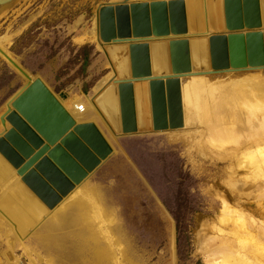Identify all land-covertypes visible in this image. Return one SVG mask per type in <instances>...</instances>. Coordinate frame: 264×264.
Instances as JSON below:
<instances>
[{"label":"rangeland","instance_id":"1","mask_svg":"<svg viewBox=\"0 0 264 264\" xmlns=\"http://www.w3.org/2000/svg\"><path fill=\"white\" fill-rule=\"evenodd\" d=\"M128 1L130 6L171 0H16L0 18V50L25 71L31 81L41 79L58 97L68 92L69 99L61 102L78 126H96L113 150L107 160L71 191L75 193L77 188L84 191L81 197L84 204L87 202L85 211L71 206L56 217L53 213H45L42 218L36 216L34 219V215L23 207L25 218L21 221L18 218L20 212L12 214L1 199L14 185L10 182L8 187L1 186L12 175L10 169L16 171V179L21 176L10 161L13 156L9 160L0 152V264H14L16 260L22 264H99L101 254L96 250L102 239L106 249L104 264H208L207 252L218 245L216 238L221 234L220 230L230 226L231 212L237 209L235 204L238 203L237 206H241L238 209L243 208L245 213L262 219L260 198L246 203L234 193V207L231 204L227 207L231 212L222 211L220 192L231 191V183L242 181L244 168L231 160L232 155L228 152L233 143L221 140L222 134L210 136L202 124L211 116L208 107L222 103L221 99H211L213 95L210 94L213 85L223 79L221 76L215 75L213 80L209 76L195 77L196 81L193 77L194 80L183 79L182 84L189 83L197 91V102L193 100L191 111L197 123L192 126H189L192 121L186 117L185 128L178 130L139 134L124 129L120 134L107 116L99 112L94 99L98 95L102 97L111 88L117 89L118 85L110 82L101 94L95 90L97 85L105 78L124 79L99 43L103 42L99 32L100 12L107 5L116 9ZM226 33L212 31L207 40H226V35H222ZM170 40L189 41L187 37ZM217 50L219 54H214L213 66L210 61V67L203 69L205 72L231 69L225 45ZM189 71L190 65L185 73ZM197 72L202 71L193 69V73ZM243 77L234 76L237 80ZM31 81L0 53V141L7 140L25 161L43 144V139L13 108L14 101ZM238 98L230 100L237 114L244 104ZM123 100L126 105L130 98ZM216 101L220 103L216 104ZM192 103H189V109ZM245 105L246 109L254 110L252 102ZM81 106L83 111H80ZM124 111V119L130 122L132 129V113L136 117L135 101L129 108L125 106ZM252 114L250 124L256 121V114ZM235 116L228 120L239 127V115ZM237 156L235 161L241 160L243 153L238 152ZM35 170L38 171L35 167L28 175H33ZM236 171L241 176H236ZM48 180L43 178L60 196L57 187ZM71 192L66 197L61 195V201L70 197ZM61 201L52 208L43 205L50 211ZM10 239L15 240L13 248L9 246Z\"/></svg>","mask_w":264,"mask_h":264},{"label":"water","instance_id":"2","mask_svg":"<svg viewBox=\"0 0 264 264\" xmlns=\"http://www.w3.org/2000/svg\"><path fill=\"white\" fill-rule=\"evenodd\" d=\"M13 1L0 0V5ZM128 3L129 1L116 9L107 5L100 12L99 32L103 42L127 45L106 50L108 58L118 66L119 72H122L120 76L124 79L115 82L117 89L111 88L101 97L103 100L108 97V101L109 97H113L116 116L111 117L105 111L102 112L120 134L124 133V129L128 132L137 131L139 134L181 129L184 123L180 79L194 75L193 69L202 71L197 75L206 74L203 69L210 67V61L213 66V61L210 59L208 64L194 68L190 40L188 43L167 40L150 42L153 37L152 18L158 21L157 27H154L155 32L165 38L172 35L187 36L189 33L204 35L209 28L207 2L171 0L130 6ZM222 4L219 7L221 29L214 32L226 31L222 35H226L227 39H205L208 52L214 57V54H219L217 47L225 45L231 68L243 70L248 67H264V0H223ZM154 6L159 7L156 17L155 12L151 13ZM133 37L142 39V42L133 43ZM175 47L183 50V66L177 65L175 61ZM189 65L190 71L185 73ZM226 66L227 63L224 67ZM26 77L30 80L29 76ZM125 89L126 92L132 90L126 105V100H123L125 97H121V92H125ZM69 97L68 92H63L58 97L41 79L31 81L14 101L13 108L43 139L42 146L25 161L16 154L7 140L0 141V152L9 160L13 156L10 161L15 165L18 175L24 177L27 186L33 188L51 208L62 200V196L66 197L76 185L81 184L113 152L96 126H78L61 102ZM132 101H135L136 117L132 113L133 127L130 129L123 126L122 110L124 111L125 106H132ZM63 152L66 155H62ZM35 167L39 172L35 170L32 173L34 176H29V172ZM57 168L58 174L55 172ZM45 177L49 182L56 181L54 183L60 196L55 195L54 190L43 181Z\"/></svg>","mask_w":264,"mask_h":264},{"label":"bare ground","instance_id":"3","mask_svg":"<svg viewBox=\"0 0 264 264\" xmlns=\"http://www.w3.org/2000/svg\"><path fill=\"white\" fill-rule=\"evenodd\" d=\"M205 1L207 2L206 3L207 20H208V24H209L208 32L206 34L200 35V36L198 34H193V33H189L187 36L172 35V36L166 37L164 40V39H162L163 37L161 35H159L158 30H157L158 33L155 32L156 28H154V27H157L158 21H156V19L153 17L152 18V20H153V25H152L153 37L149 41L156 43L158 41H166V40L171 41L170 39H172V38L177 40V39H182V37H187L191 42V55H192V62H193L194 68H199V67H202V66L208 64L209 60L213 59V54L212 53L210 54V52H208L207 42L205 39H207L209 37V35L212 31L213 32L219 31L221 29V17H220V13H219L221 11V9L219 7L223 5L222 4L223 0H205ZM14 2H16V0H14L13 2H11L9 4L0 5V18L6 14V10H7L8 6L10 8V5ZM157 12H159V7L154 6L151 8V13H154L155 17H156ZM159 27H161V24L159 25ZM86 40H88V39L86 38ZM132 40H133V43L142 42L141 41L142 39L137 38V37H133ZM99 43L103 46L105 51L107 50V48H114V47L115 48H122L124 45L127 46L126 44L123 45V44H119V43H111V44H108L105 42L104 43L99 42ZM0 46H2V45L0 44ZM115 50H118V49H115ZM0 53L7 59V61L16 70H18L23 76H25V78L27 80H29L26 77L29 75L27 73H25V71H23L15 62H13L6 54H4V52L2 50H0ZM173 53H174L173 56L176 59L175 61L177 62V65L183 66L182 62L184 61V53H183V50L181 49V47H175V52H173ZM119 58H121V56ZM250 72H253V74H251ZM197 74H198V72L194 73V75L181 78L180 79L181 83L183 82V79H186V78L191 79L192 77L195 79V77L205 76V78H207V76H209V77H212V80H213V78H215L213 76L217 75V76H221L223 78V79H219L215 83V85H213L212 88L210 86V88H211L210 94L212 93L211 95H213V97L211 99H213V100H220L221 99L222 103L219 104L218 106H216L214 104V105H211V107H208L211 109V113H210L211 116H208V118L205 121H203L202 124L206 127L210 136H212V133L222 134V137L219 136L221 140L225 141V143H228V142L233 143L232 148H230L231 150L228 152L229 155H232L231 160L233 163L237 162L238 164H241L240 168L241 167L244 168V169L241 168L242 174H243V178H242L243 180L242 181H240V179H239V181L237 180L238 182L231 183L230 188L232 190L231 191L229 190L230 192L229 191L226 192L224 190L225 191V193H224V191L221 190L223 193L220 192V194H221L220 197H221V201L223 202V205H224V206L222 205V207H224L223 208L224 210H222V211L225 212V210L227 209L229 204L233 205V207H234V204H235L233 202L234 198H235L234 193L236 195H239V197H238L239 200H244L246 203L251 202L250 200L254 201V200L259 199V198L262 199V202L259 203L260 204L259 206H261V212H262V219H260V220L256 219V217L252 214L245 213L243 211V208L238 209V208H241V206L240 207L237 206L238 203L235 204V207H237L236 211L231 212L229 209H227V211H226L227 213H228V211H229V213L230 212L232 213V215L230 214L231 218H232V222L231 221L229 222L230 226L226 225L227 219H226V222H221L222 224L225 223L226 227L220 230L221 234L219 236H217L218 238H216V241H218V245H215L212 249H210L207 252L208 253V256H207L208 264H221V263L227 264V262L229 264H264V67H258V68L248 67L247 69H243V70L231 68V69H226V70L217 71V72L216 71H208L206 74H202V75H200V74L197 75ZM236 74H238V76H244V77L242 79L237 80L234 78V76ZM173 76H175V75H173ZM202 77L200 79H202ZM29 78H30V76H29ZM30 80H31V78H30ZM121 80L122 79H120V78L119 79L112 78L110 80L105 78L100 84L97 85L95 90L98 94H101V92H102L101 90L107 84H109L110 82L111 83L120 82ZM205 80H209V79H205ZM195 81H196V79H195ZM205 84H206V82H205ZM211 85H212V83H211ZM122 86L123 85H121V88H122ZM193 87L194 86L189 85V83H185V85H184V83L182 84L183 123H184L183 128H185L186 117H188L189 120L192 121L189 126H192L194 123H197V121H195L196 120L195 115L193 113H191L192 108L194 107V105H193L194 101L193 100H195V95H197V93H196L197 91L195 92ZM131 92H132V90H131ZM131 92L130 91L126 92V89H125V92H123V91L121 92V97L129 98V97H131V95H130ZM237 97H239L237 99L238 101L241 100L240 102L244 103L243 108H241V109L239 108L240 109L239 114H237V112L235 111L234 104H231L232 102L230 101L233 98H237ZM112 98H113L112 96L109 97V99H110L109 101H108V97H107V99L103 100V98L99 97V95H98V97H96L94 99V101H95V105L98 108L100 113L103 110V111H105V113L107 115L109 114L111 117H115L116 116V109L114 107V102H113ZM196 98H197V96H196ZM101 101H102V103H101ZM191 102H193V103H192V105L190 104V109H189V103H191ZM195 102H197V100H195ZM211 102H212V100H211ZM217 102L220 103L219 101H216V104H217ZM240 102H237V103H240ZM251 102L253 103V108L255 110V111L253 110L254 112L251 111L252 109H248V108L246 109L245 104L251 103ZM198 103H199V101H198ZM222 105H225L226 107L224 108ZM237 106L238 105H236V107ZM104 108H105V110H104ZM189 110H190V114H189ZM247 110H250V111L247 112ZM80 111H83L82 106L80 107ZM122 112H123V116L126 117L125 111L122 110ZM251 112L256 114V117L254 116L256 118V121L253 120V117H252V120L255 122L253 124L248 123V122H250L249 117L251 115ZM235 114H237L236 116L239 115L238 116L239 120L237 119L238 123L239 122L241 123V124L239 123L240 124L239 127H236L235 123L231 124L230 120H228L229 117L234 118ZM254 114H252V115H254ZM124 117H123V126L125 128L130 127V122L129 121L127 122V120H125ZM184 130H182V131H184ZM217 139H219V138H217ZM220 139H219V141H220ZM237 139H240L239 141L241 143L237 142ZM216 144H218V142ZM222 147H225V146H222ZM211 149H213V148H211ZM238 152L243 153V157L241 158V156H240L241 160L235 161L234 159L237 160L239 158V156H237ZM218 153H220V152H218ZM251 157H252V159H251ZM10 171L12 172V175H9L8 179L6 181L4 180V182L1 183V186H2V188L8 187L10 182H11V184H14L16 186L10 185L12 188L11 191L8 188H6L10 192L2 195L1 199H2V203L8 207V209L11 211L12 214L14 212H17V211L20 212V214L18 215V218L20 219V221L24 220V218H25L23 216V213H22L23 207H25L27 210H29L34 215V219L36 218V216L38 219L40 217L42 218L43 217L42 215H44L45 213H47V214L53 213V216L56 217L58 215V213H60L62 210L64 211V209H67V208L69 209L71 206H77L81 210H84V211L86 210L87 205H85V204L87 202L84 204V200L81 197L82 193H84V191L81 192V191H79V188H77L75 193L71 192V196L64 199L63 201H61V203L57 206V208L49 211L44 206L46 204L43 202V200H41V197L33 191V188L26 185L29 188L28 189L24 185V184H26L24 182L25 179L23 177H21L22 181L19 178L16 179V175H15L16 171L11 170V169H10ZM238 171H239V169H238ZM38 172H39V170H38ZM55 172H57V174L59 173V171L57 169ZM236 176H241V175H240V173H238L236 171ZM54 182H56V181L49 182V183H53V185L56 187V183H54ZM83 190L87 191L86 189H83ZM72 194H77V196L76 195L74 196ZM55 195H58V194H55ZM232 202H233V204H232ZM89 208H91V207H89ZM56 209H57V211H56ZM226 217L227 216H225L223 218H226ZM85 222L87 224L86 217H85ZM86 224H85V226H86ZM27 225H29V224H27ZM87 225L90 226V224H87ZM1 227H3V226H1ZM221 227H223V226H221ZM216 230H218V229H216ZM8 243H9V246L12 248L15 246V240L14 239H10ZM210 244H211V242H210ZM206 246H208V245H206ZM112 247H113V245H112ZM12 253H13V251H12ZM14 264H22V262H20L19 260L18 261L16 260V262Z\"/></svg>","mask_w":264,"mask_h":264},{"label":"crops","instance_id":"4","mask_svg":"<svg viewBox=\"0 0 264 264\" xmlns=\"http://www.w3.org/2000/svg\"><path fill=\"white\" fill-rule=\"evenodd\" d=\"M98 239V241H100L99 240V238H97ZM102 249V250H101ZM98 253H100L101 254V261H98L99 262V264H104V253L106 252V249H105V243H104V241H103V239L101 240V243L99 242V245H98V248H97V250H96Z\"/></svg>","mask_w":264,"mask_h":264}]
</instances>
